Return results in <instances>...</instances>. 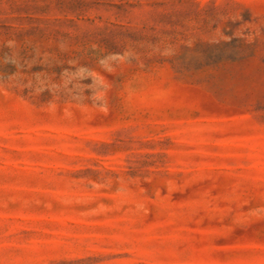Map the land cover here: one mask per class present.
Instances as JSON below:
<instances>
[{"label": "rangeland", "instance_id": "rangeland-1", "mask_svg": "<svg viewBox=\"0 0 264 264\" xmlns=\"http://www.w3.org/2000/svg\"><path fill=\"white\" fill-rule=\"evenodd\" d=\"M0 264H264V0H0Z\"/></svg>", "mask_w": 264, "mask_h": 264}]
</instances>
